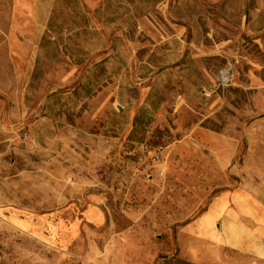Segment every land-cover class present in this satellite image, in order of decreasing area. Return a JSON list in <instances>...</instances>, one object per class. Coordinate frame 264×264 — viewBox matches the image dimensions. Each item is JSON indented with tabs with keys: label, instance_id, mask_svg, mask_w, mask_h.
Returning a JSON list of instances; mask_svg holds the SVG:
<instances>
[{
	"label": "rangeland",
	"instance_id": "rangeland-1",
	"mask_svg": "<svg viewBox=\"0 0 264 264\" xmlns=\"http://www.w3.org/2000/svg\"><path fill=\"white\" fill-rule=\"evenodd\" d=\"M264 254V0H0V264Z\"/></svg>",
	"mask_w": 264,
	"mask_h": 264
},
{
	"label": "crops",
	"instance_id": "crops-1",
	"mask_svg": "<svg viewBox=\"0 0 264 264\" xmlns=\"http://www.w3.org/2000/svg\"><path fill=\"white\" fill-rule=\"evenodd\" d=\"M249 251H247L246 260L242 262V264H264V254L261 253L259 249L254 250L252 253L256 255H249Z\"/></svg>",
	"mask_w": 264,
	"mask_h": 264
},
{
	"label": "trees",
	"instance_id": "trees-1",
	"mask_svg": "<svg viewBox=\"0 0 264 264\" xmlns=\"http://www.w3.org/2000/svg\"><path fill=\"white\" fill-rule=\"evenodd\" d=\"M185 264H190V263H188V262H185Z\"/></svg>",
	"mask_w": 264,
	"mask_h": 264
}]
</instances>
